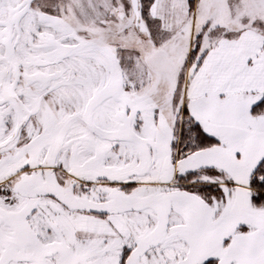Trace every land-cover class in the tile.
<instances>
[{
	"label": "snow or ice",
	"instance_id": "1",
	"mask_svg": "<svg viewBox=\"0 0 264 264\" xmlns=\"http://www.w3.org/2000/svg\"><path fill=\"white\" fill-rule=\"evenodd\" d=\"M0 264H264V0H0Z\"/></svg>",
	"mask_w": 264,
	"mask_h": 264
}]
</instances>
